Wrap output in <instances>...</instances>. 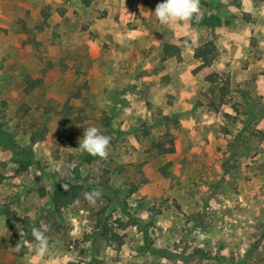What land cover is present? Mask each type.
I'll return each instance as SVG.
<instances>
[{
    "label": "rangeland",
    "instance_id": "rangeland-1",
    "mask_svg": "<svg viewBox=\"0 0 264 264\" xmlns=\"http://www.w3.org/2000/svg\"><path fill=\"white\" fill-rule=\"evenodd\" d=\"M161 2L0 0V264H264V0H201L175 30ZM164 43L179 54L161 60ZM90 126L109 156L79 164ZM101 176L113 193L93 205ZM56 183L82 196L55 212Z\"/></svg>",
    "mask_w": 264,
    "mask_h": 264
},
{
    "label": "clouds",
    "instance_id": "clouds-1",
    "mask_svg": "<svg viewBox=\"0 0 264 264\" xmlns=\"http://www.w3.org/2000/svg\"><path fill=\"white\" fill-rule=\"evenodd\" d=\"M155 17L160 25L166 26L169 30H175L179 24H187L201 14V0H163L157 4L154 10ZM111 137L105 135L96 126H90L84 130L83 137L79 141L78 149L87 152L100 160H106L109 156ZM65 191L69 190V185H62ZM100 190L85 192L84 198L95 204L101 196ZM50 226L44 222L39 227H33L31 234L35 244L29 249L34 253V258L42 259L49 254V238L46 233ZM17 247L19 245L17 244Z\"/></svg>",
    "mask_w": 264,
    "mask_h": 264
},
{
    "label": "trees",
    "instance_id": "trees-1",
    "mask_svg": "<svg viewBox=\"0 0 264 264\" xmlns=\"http://www.w3.org/2000/svg\"><path fill=\"white\" fill-rule=\"evenodd\" d=\"M83 2V4L87 5L89 3V0H81ZM47 26V24L41 23V24H37L33 27L34 32H40L44 29V27ZM23 31L28 33V30L23 28ZM185 46L192 49V54L193 57L199 59L201 61V65L202 66H208L210 64V58H209V53L211 51V48L208 47L207 44H203V45H199V46H192V44L188 41L185 42ZM179 47L176 46L175 44H168V43H164L161 49V54H160V59L164 60L168 57L174 56V55H178L179 54ZM37 82H40V80H36ZM211 81H213V79H211ZM36 82H34L33 80H27L25 81V87L24 90H30L32 88H34L36 86L35 84ZM224 94V89L220 88V98L222 99V96ZM220 104L222 103V100L219 102ZM2 127H3V123L0 122V134L4 135L2 133ZM9 141L11 140L10 138L8 139ZM34 137L31 136L29 139V142H34ZM11 142V141H10ZM172 152V150H170ZM24 154V153H23ZM100 159L98 157H93L91 155H89L87 152L81 151L78 153V162L79 164H85V165H90V164H94L96 162H98ZM15 162L17 163L18 166H20L23 170L27 169V165H28V161L23 160L22 157L20 158H16ZM19 171L18 169H16V172ZM107 178L102 179L98 178V186L95 184V186H92L93 189L91 187L87 188L88 190H95L100 189L102 194L107 195V194H111L113 193L112 191H110L108 189L107 185ZM69 190L65 191L63 186L64 184L62 183H56L53 186L52 192H51V204H52V208L55 212H58L61 208H66L71 204H74L75 201L79 200L80 197L82 196V192H83V186L82 184H69ZM99 213H102V211H100ZM105 218H103L102 216L99 215V217L97 218V226H98V233L99 236L102 239H110L111 236H115L116 234L114 232H112V230L109 228V226L107 225V223L105 222ZM33 228V227H32ZM32 228H30L29 230H26L25 232L31 234V230ZM32 236V234H31ZM33 237V236H32ZM150 250L151 253L153 254H158L160 251L157 248H148ZM200 255V254H199ZM86 264H95L92 262H88Z\"/></svg>",
    "mask_w": 264,
    "mask_h": 264
},
{
    "label": "crops",
    "instance_id": "crops-1",
    "mask_svg": "<svg viewBox=\"0 0 264 264\" xmlns=\"http://www.w3.org/2000/svg\"><path fill=\"white\" fill-rule=\"evenodd\" d=\"M193 55V54H192Z\"/></svg>",
    "mask_w": 264,
    "mask_h": 264
}]
</instances>
